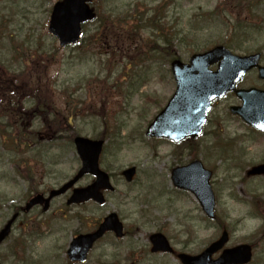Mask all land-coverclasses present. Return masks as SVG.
<instances>
[{
  "label": "rangeland",
  "instance_id": "374dc122",
  "mask_svg": "<svg viewBox=\"0 0 264 264\" xmlns=\"http://www.w3.org/2000/svg\"><path fill=\"white\" fill-rule=\"evenodd\" d=\"M262 1L253 21L247 23L262 22L264 0ZM54 2L49 3L45 0H0V63L10 68L11 71H14L12 68H24L23 62L26 61L30 65V58L23 57V52L27 54L34 52L33 57H36L39 55L37 50L45 54L49 60H52L46 67L44 66V60L36 62V67L33 66L34 69H32V72H34V74L32 73L33 76L31 75L32 77L30 75L29 77V73L26 74L20 69V73H24L21 75L24 79L14 80L12 84L13 79L7 78V84L16 88L18 94H22L18 92L21 86H25L21 80H24L25 83L29 80L31 82L35 81L36 74L38 84L48 87V92L51 95L50 102L54 107L64 112V118L71 115L69 109L74 108V115H71L73 130L61 134V137H68L73 134L91 139L100 137L104 130L103 120L111 121V118L115 115L116 119L119 118L120 122L123 121L127 125V129L121 133L122 137L113 138L109 142L101 161V168L113 174L116 178V182L113 179L116 192L107 195V204L104 207H93L86 204L82 208L77 207L67 210L64 205L65 198L63 197L55 199L50 210L44 215H40L35 211L32 217H35L37 229L40 233L34 235L32 227L29 228V226L20 231L22 256L19 254L20 262L18 264H27L25 257L31 256V253L34 257H42L38 261L42 260L49 264L45 259L50 251L48 247L54 245L56 239L65 238L68 233L65 234L62 231H93L94 221L110 212L120 215L126 229L134 234V237L131 238L132 251L134 245L146 244L150 234L161 232L175 247L176 251L189 254L199 253L205 245H208L220 235L222 227L219 228L220 225L216 221L205 220L204 215L198 210L196 202L188 194L176 198V195L172 193V197H175L176 200L168 201V192H170L167 180L168 169L176 166L168 155L173 149L175 150V147L163 141H149L143 136L146 123L155 113L156 105L152 101L155 99L156 103V99H158L163 102L174 91V85L169 80V74H167V79L159 85L150 86L149 89L152 90L150 93H154L155 97L147 94L133 100L132 106H135L138 100L140 104L131 114H129V107L122 105V101L117 98L113 88L116 77L119 81L123 79L125 69L122 64H127L131 69H126L127 73L132 71L133 66L141 63L142 67H145L142 68L143 70H146L147 66L158 73L166 72L169 65H162L164 58L158 56H153L152 59L143 62H141L142 56H138V58H136L137 56H131L128 59L124 58L121 60V64H118L119 60L116 56L119 54L120 49L111 43V47H115L112 50L117 53L114 54L117 65L111 69V77L107 78V63L112 58V54L108 48L101 46L98 42L100 41L99 36L94 35L100 22L97 20L96 24L94 22L85 26L84 38L82 44L78 47L59 48L57 41L51 38L47 32L50 9ZM129 4H131L130 14L134 12V4H136L138 8L133 15L137 16L144 12L147 7H150L152 12L155 11L156 18H158L157 16H163L164 13V8H156L168 6L167 20L172 22L173 25L177 21L180 25L179 29L182 30L188 28L189 22L187 21L193 15H197L198 19L195 17L194 21L198 23L205 18V16H202L203 13L211 12L215 8L222 14L219 20L227 22L231 28L230 23H234V17L236 16V12L229 5L228 0H192L190 3L184 1L180 3L177 0H116L113 3H111V0H96V9L100 13V17L106 21L109 15L104 13L105 10L125 11L128 9ZM115 17L111 20L117 23V19H124L126 13L117 12ZM1 18L4 19L3 23ZM219 20L213 21L215 29L207 30V33L199 34L196 32V34L183 37L182 44L180 43L179 46L173 48V53L176 51L181 56L182 61L185 62L189 57L186 52L191 51L198 45L212 47L218 44L219 40L222 42L231 40V28L226 30L224 23ZM112 21L108 20V25H103L102 28L115 27L116 24L113 26ZM204 23L206 24V22ZM1 29H3V32ZM152 33H155V31L146 30L141 33V38L152 40L157 38L159 40ZM93 37L97 40L96 45H88ZM178 37L181 38L180 35ZM258 41L254 36V43L248 42L241 45L243 51L262 50L264 52V36ZM256 42L258 44H255ZM235 52L241 54L239 51ZM142 69H139L137 73H140ZM246 82L248 85L257 84L255 74L247 76ZM19 90L24 92L26 97H30L29 89L24 87V90ZM65 101H72L73 104L67 105ZM225 102L230 103L233 101L226 98L218 102L214 108L215 114L220 116L221 119L225 117L222 112L223 107L226 105ZM27 104H29V101L26 102L25 109L31 110L32 106H27ZM124 109L128 111V114ZM25 114L28 118L26 125L31 124L34 120H31V117L36 118L42 115L34 109L33 113L25 112ZM36 124L37 121L34 125L36 126ZM242 125L241 122L229 119L224 130L231 138L243 136L236 145L235 150L247 149L246 146H248L249 154H245V161L248 164L254 167L263 164L264 137H258ZM110 133L112 134V131ZM34 137L40 139V142L37 141V145L33 147L34 152L27 156L28 159L33 161L31 166L35 171L34 175L33 173L29 174L20 165V169L16 168L14 163L20 164L21 161L19 151L16 153L8 152L0 144V224L4 221V214H11L10 210L13 205L24 204L35 192L46 193L58 187L72 177L78 169L79 162L74 149L68 146L64 150L61 148L64 143L63 138L57 139L56 137L54 139L43 131H35ZM204 137L199 138L200 145L204 144L202 143ZM239 143H244V145ZM116 148L119 149L117 153ZM181 160L182 163L189 161L186 156H183ZM207 164L209 167L218 166L215 172L216 177H214V183H217L214 188L218 196L216 215L219 222L227 227L232 245L250 244L253 247L252 264H264V228L258 226L256 220H254L256 214H258L260 215L258 216L261 220L260 223L264 224V193L262 192L264 184H258V180H252L239 188H237V185L234 187V190H237L239 194L246 198L244 200L250 201L251 204H224L221 180L223 177L228 176V164L219 162H207ZM130 166L137 167L136 179L131 186L123 185L121 181H118L117 175ZM161 180L165 182V186H163ZM91 182L92 178L85 176L78 182L76 187H86ZM155 185L156 189L154 188ZM162 187L165 188L164 191H161ZM252 197L257 199L252 201ZM225 198L227 199V197ZM15 235L19 238V234ZM123 246L120 242L115 243L112 237H106L98 244L88 264L100 262L112 264L114 254L119 255L116 258L117 261L125 257L131 259L133 254L131 250L126 252L131 246ZM3 250L4 248L1 247L0 255ZM150 260L167 263L176 261L169 256H156L150 258Z\"/></svg>",
  "mask_w": 264,
  "mask_h": 264
},
{
  "label": "water",
  "instance_id": "95a60500",
  "mask_svg": "<svg viewBox=\"0 0 264 264\" xmlns=\"http://www.w3.org/2000/svg\"><path fill=\"white\" fill-rule=\"evenodd\" d=\"M92 1L60 0L53 5L48 33L57 39L60 47L79 43L82 37L81 25L92 21L95 17L93 9L89 6ZM259 57V54L235 56L224 47L217 46L210 51L192 55L187 64L177 60L171 62L170 70L176 85L175 92L165 108L147 127L145 135L148 138H166L174 142L199 136L213 100L221 98L228 91H233L235 84L244 74L258 66ZM215 64H217V71L212 73L209 68ZM259 78L264 80V67L259 68ZM235 94L243 104L241 107L231 108V114L239 116L253 129L264 132V91L241 90L236 91ZM73 143L81 162L77 175L58 190L51 191L45 201L41 195L31 198L26 209L44 202V210H46L52 198L70 190L86 174L94 176L95 181L86 188L74 189L67 205L89 200L102 205L104 198L99 191H113L108 175L98 166L103 142L76 137ZM135 171V167H131L122 172L126 182L132 181ZM262 173H264V166L251 172V174ZM209 178L210 173L204 171L199 162H194L189 166L172 170L171 180L175 187L193 193L202 211L212 219L214 199L208 184ZM107 231L113 232L117 237L122 235V225L115 214L107 216L94 233L74 239L68 254L71 257L75 254L77 260L83 261L85 253L92 244ZM7 234L8 227L0 232V243ZM149 240L152 245L151 252L171 251L163 235L153 234ZM225 241V237H221L201 255L197 257L180 256V259L184 264H241L249 260V250L246 247H238L225 251L216 261L212 262L211 256L222 249Z\"/></svg>",
  "mask_w": 264,
  "mask_h": 264
},
{
  "label": "trees",
  "instance_id": "16d2710c",
  "mask_svg": "<svg viewBox=\"0 0 264 264\" xmlns=\"http://www.w3.org/2000/svg\"><path fill=\"white\" fill-rule=\"evenodd\" d=\"M45 1L51 3L52 1H57V0H45ZM114 1L116 0H111V3H113ZM177 1H179L180 3H182V1L186 3H190V1L192 0H177ZM254 2L255 4L253 5ZM262 2H263L262 0H228L229 5L232 6L233 10L236 12L235 13L236 16L234 17V23L237 25L232 26V28L229 27V24L227 22H222L219 20V18L222 17V14L218 11L217 8H215L211 12L203 13L202 16H205V18L198 23L194 21V18L197 15H193L187 21L189 22L188 28L187 29L184 28L183 29L184 31L181 28L179 29L180 25L177 23V21H175L173 25L172 22L161 18L162 15L160 17L157 16L158 18L156 17L153 18V15H151L148 18L145 17L151 14V11L149 10L135 16L133 15L135 11L132 14H130L129 9H126L125 11H116L115 9H111V10L107 9L104 11V13L109 16H107L106 21H104L103 19L101 20L102 26L108 25L107 24L108 20L112 21L111 20L112 18H116L115 14L117 12H125L126 17L122 20L117 19V23L112 21L113 26L116 24V26L113 28H109V27L102 28V26L98 27L94 35L99 36L100 41L98 42L103 47L111 48V43L119 47L120 52L116 56L119 60L118 64H121V60H123L124 58L128 59L131 56H137L136 58H138V56H142L141 62L148 59H152L153 56H158L160 58H164V63L162 65L167 66L173 59H181V56L177 54L176 51L173 53V48L179 46L180 43L182 44L183 37H186L187 35L196 34V32H198L199 34H203L204 32L207 33V30H210L212 28L215 29V27L213 26L215 20H219L220 22L224 23L226 30L231 28V30L233 31L232 33L233 36L238 35L240 32H246L243 30H239L240 27H237L238 24L253 21L255 15L259 11V6L262 4ZM162 7H168V6H162ZM166 13L165 16L166 18H168ZM231 14L234 15L233 12H231ZM242 16L243 18H241ZM196 19H198V17H196ZM204 22H206L207 25ZM146 30H150L151 32L155 31V33L152 34L158 37L159 40L157 38H155L154 40L141 38L142 37L141 33H143ZM1 31L3 32V29H1ZM179 35L181 36L180 39L178 37ZM92 39L93 40L90 41L88 45H96L97 42L96 38L93 37ZM218 44L231 48L229 40L223 42L219 40ZM114 48L115 47H112L113 50ZM209 48L210 47L206 45H198L195 48H193L191 51L186 53L190 55L195 52L205 51ZM233 48L240 52H246V53L248 52V51H243L241 45H235ZM113 50H112V58L107 63V68H106L109 70L113 69L114 66L117 65V63L114 60L115 58L114 54L116 55L117 53H115ZM37 53H39V55H37L36 57H33L34 52H30L28 54L31 57H33L31 58V64L35 63L34 66H36V62H40V60H44L45 67L52 62V60H49L45 54L40 53L39 50H37ZM110 53L109 55H111ZM26 54H27L26 52L23 53V55ZM112 60H114V63ZM122 66L124 67L125 70L129 69L127 64H122ZM142 68L145 67H142V63H141L140 65L137 64L133 66L132 70L137 71ZM2 69L3 71H5L2 73L4 79H7L11 75H13V73H9L10 71L9 68L3 67L1 65H0V74ZM150 70L152 71V73H155L154 70L152 69ZM166 72L168 73V69L166 70ZM125 74L128 75L127 72H125ZM148 75H150V73H147V76ZM144 77L146 76H142L140 81L136 85H132L128 81L126 87L132 86L133 92H137L139 88L147 82L146 80H144ZM3 78L1 77V81H3L2 80ZM4 84L7 85L6 87H10L7 84L6 80ZM35 87L36 88L33 91L34 98L32 97L31 99L32 109L28 111L23 110L22 107L17 106V103L19 102L17 98H15L14 100V97H12L11 99H4L5 102L1 101L5 93L0 94V144H2L6 150H11L16 152L19 151V153H21V160L28 159L27 156L30 155L31 152H34L33 150L34 145H37V141L34 138L35 136V131L33 130L34 126L28 127L27 126L28 124L26 125L28 119L26 117L25 112L30 113L33 112L34 109L37 110V112L42 113V116L38 119L36 127H39L40 128L39 131L45 132L48 136L53 137L54 139H56V137L57 139H60L62 138L61 134L73 130L72 122H71L72 117L68 116L67 118L66 117L64 118V114H62V111L54 107L52 105V102H50L51 100L50 94H46V96L44 95L43 100L41 99L42 96L41 86L38 84V82ZM119 89L120 87H118V90ZM46 91L48 90L46 89ZM69 113L70 114L74 113V108L69 109ZM125 126H126L125 123L118 124L117 120L115 119H112L111 121L104 120V130L100 138L107 139L110 141L114 137H119L120 132L125 128ZM110 131H112V134L110 133ZM71 137L73 136L70 135L68 137H63V138L68 140V142L70 143V141H72ZM191 149L189 148L188 150L190 151ZM20 165L22 166V168L25 169L28 168V165L24 160L20 163Z\"/></svg>",
  "mask_w": 264,
  "mask_h": 264
},
{
  "label": "flooded vegetation",
  "instance_id": "af4514ba",
  "mask_svg": "<svg viewBox=\"0 0 264 264\" xmlns=\"http://www.w3.org/2000/svg\"><path fill=\"white\" fill-rule=\"evenodd\" d=\"M251 74H255L256 76V81L257 84L254 85H248L246 82L247 76L251 75ZM156 82L155 81H150L148 83L147 86H145V90H147V94L149 95H154V93H150L152 92L150 88L151 85H155ZM158 85V84H157ZM237 88L238 89H249V88H255L257 90H264V80H260L258 78V71L257 70H253L252 72H249L238 84H237ZM226 98H230L231 101L233 102H225L226 103V107L230 109L232 106H236L238 105L240 102L239 100L236 98L235 94L232 93H228L225 96ZM123 98V101L126 102L130 99V92L126 95V97H121ZM225 98V99H226ZM219 123H222V121L215 119L212 125H220ZM221 127V126H219ZM263 135V134H261ZM215 135L211 133L206 134V145L209 148V151L211 153L214 152V147H215ZM216 137H221L223 138V142L221 143L222 145L220 146L222 149L219 151L221 153L222 156H225L227 158V161L225 163L220 162L221 164H228L230 168H232V170H234L235 172L239 169H241L239 167V165L243 164H247L246 163V159H245V154H249V149H239V150H235L236 145L238 144L239 140L241 137H234V138H230L227 135H216ZM151 141H163L166 144H172L175 147V150L173 149L171 151V153L168 155L169 158H171L177 167H180L182 164V157L185 154V152L188 151V147L192 146V144L189 142V140H185L184 142H181L179 144H173L170 141L161 139V140H157V139H151ZM229 142H233L235 145L232 146L233 148H231V146L228 144ZM195 144V142H193V145ZM240 144V143H239ZM241 145V144H240ZM191 151V150H190ZM191 157H192V152H190L189 157L188 158V162L191 161ZM187 162V163H188ZM186 162H183L182 165H186ZM260 165V164H258ZM171 167V166H170ZM254 166L251 165V167L249 168H253ZM174 168V167H172ZM172 168L168 169L169 175L167 176V180L169 182V188H170V192L169 193V199L168 201L171 202L173 200H176L175 197H172V193L176 195V198L179 196H183L185 194L190 195L188 192L186 191H182L179 188H176L173 185V182L171 180V170ZM248 169V168H247ZM119 179L118 181H121L123 185H127V186H131L133 183H125L122 181V178L120 176H117ZM229 177V175L224 179L225 182V189L227 186V190L230 192L231 189L233 187H235V185H237V188H239L241 185L243 186L244 184H242L243 181L237 182V181H232L230 183H228L227 178ZM110 178L113 182V179L116 182V178L113 174L110 173ZM252 181V180H250ZM161 182L163 183V186H165V182L163 180H161ZM228 184V185H227ZM154 188L156 189V185L154 186ZM165 188L162 187L161 191H164ZM116 192V191H115ZM264 193V190L262 191ZM113 193V192H104L103 195L107 197L108 194ZM239 194V192H238ZM69 192L67 194H65L63 197L65 198V208L67 210H70L72 208H82L84 207L86 204H90L93 207L97 206V207H103L104 205H99L96 204L92 201L86 202V203H78V204H73V205H68L67 206V201L69 198ZM163 196H165L164 194H162ZM228 197H231V194L227 195ZM243 196V195H241ZM63 197H59V198H63ZM181 198V197H180ZM228 200L230 198H227ZM254 199H257L255 197H252V201ZM55 200V199H54ZM51 201L52 202L54 201ZM105 201H107V198H105ZM242 202V201H241ZM25 203V202H24ZM249 204H251V202L249 201ZM24 204H15L12 206L10 212V215H6L4 214V221L0 224V230L2 228H4L8 223L11 224V228H10V232L7 238H5V240L3 241V243L0 246V250L1 247L4 248L3 253L0 255V264H18V262H20L18 256L20 254V256H22V246L20 244V239H21V234L20 231H22L24 228L28 227H32V230L34 232V235L37 233H40V231L37 229V223L35 222V217H32V214L36 211V213H39L40 215H44V213L47 212H43L44 209H42L41 207H35L33 208L31 211L27 212V213H22V209ZM35 213V214H36ZM260 215L256 214V222L258 223V226H261V228H264V224L262 225V223H260V218L258 217ZM121 222L123 223V233L120 237H117L116 235H114L112 232H107L105 233L103 236H101L99 239H97V241L93 244V246L91 247V249L85 253L84 255V260H77L75 254L71 257L68 254V251L70 249L71 246V242L73 239H75L76 237H78L79 235H83L86 233H90L93 232L96 227L98 226V224L100 223V221L98 222V224H96V222L94 221V225L93 227V231L87 232V231H75V232H69V231H62L63 233H68L66 234L65 238L60 237L59 239H56L54 242V245H50L48 248H50V251L48 253V256L45 258L46 261L49 264H88L90 262V260L92 258L91 255L94 252V250L97 248L98 244H100L106 237H112L113 240L115 241V243H122L124 246L129 245V247L131 246V238L134 237V234L132 233V231L128 230L125 228L124 222L122 217H120ZM228 232V231H227ZM15 234H19V238L15 235ZM228 234V248H232L236 245H232V241H231V237L229 236V232ZM169 241V240H168ZM171 244V243H170ZM239 244H243V243H239ZM238 245V244H237ZM250 245V244H248ZM123 246V247H124ZM173 248L174 253L171 255H167L170 257H173L176 261L174 263H167V262H156V261H151L150 258H154L156 256H159V254L156 253H151V245L149 243V237L147 239V243L143 244L140 243L139 245H134L133 246V251H132V246L131 248H128L126 252H131L132 254V258L130 259L129 257H125L124 259H120V261L116 260V258H118V254H114L112 257V260H114V262L112 264H182V262H180L178 260V255L181 253H185V254H189L186 252H178L175 250V247L173 245H171ZM135 248V249H134ZM201 252V251H200ZM199 252V253H200ZM156 254V255H153ZM198 254V253H197ZM197 254H189L192 256H195ZM94 256V255H93ZM161 256H165V254H162ZM10 257V259H9ZM31 258L36 262V263H42L46 264L45 261H38V259H41L42 257H34L33 254L31 253ZM37 259V260H36ZM133 259V260H132ZM10 260V261H9ZM97 264H104V263H97ZM247 264H252V262H249Z\"/></svg>",
  "mask_w": 264,
  "mask_h": 264
}]
</instances>
